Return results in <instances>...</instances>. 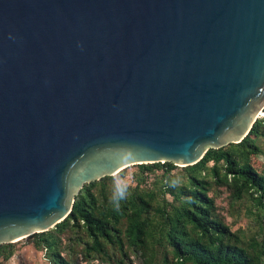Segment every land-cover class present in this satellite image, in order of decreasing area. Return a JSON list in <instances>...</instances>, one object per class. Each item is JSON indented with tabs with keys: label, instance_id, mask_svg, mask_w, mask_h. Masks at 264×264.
Wrapping results in <instances>:
<instances>
[{
	"label": "water",
	"instance_id": "95a60500",
	"mask_svg": "<svg viewBox=\"0 0 264 264\" xmlns=\"http://www.w3.org/2000/svg\"><path fill=\"white\" fill-rule=\"evenodd\" d=\"M264 114V0H0V245L85 184L188 167Z\"/></svg>",
	"mask_w": 264,
	"mask_h": 264
},
{
	"label": "trees",
	"instance_id": "16d2710c",
	"mask_svg": "<svg viewBox=\"0 0 264 264\" xmlns=\"http://www.w3.org/2000/svg\"><path fill=\"white\" fill-rule=\"evenodd\" d=\"M260 139L264 116L241 142L208 150L180 174L172 163L142 164L132 187L113 176L85 184L62 222L25 239L48 264H81L70 256L78 249L85 264H264V175L251 163ZM221 189L255 231H232L217 204ZM15 252V243L0 245V264Z\"/></svg>",
	"mask_w": 264,
	"mask_h": 264
},
{
	"label": "rangeland",
	"instance_id": "374dc122",
	"mask_svg": "<svg viewBox=\"0 0 264 264\" xmlns=\"http://www.w3.org/2000/svg\"><path fill=\"white\" fill-rule=\"evenodd\" d=\"M259 145L262 149V154L257 157H253L251 163L261 174L264 175V139L259 140ZM180 168L181 167H177L172 172V174H180ZM137 171L138 170L136 167L131 166L123 171V176H120V173L113 176L115 185L117 187L134 186L135 173ZM227 196L228 193L221 189V194L217 199V204L220 207L221 215L224 217L225 222L231 226L232 231H235L240 228L245 231L247 235L255 231L256 228L254 221L244 213L243 209L239 210V208H236V212H234L228 207ZM15 249L16 252L12 256V258L8 262H5L3 264H48L44 256V252L36 250L31 241H29L28 239H23L16 242ZM78 250L76 254L70 253V256L76 259L81 264H85V261L82 259V256ZM130 258L133 261V264H138L137 260L134 257ZM94 262V264H102L100 260Z\"/></svg>",
	"mask_w": 264,
	"mask_h": 264
},
{
	"label": "built area",
	"instance_id": "2783aa9c",
	"mask_svg": "<svg viewBox=\"0 0 264 264\" xmlns=\"http://www.w3.org/2000/svg\"><path fill=\"white\" fill-rule=\"evenodd\" d=\"M264 115V114H263Z\"/></svg>",
	"mask_w": 264,
	"mask_h": 264
}]
</instances>
